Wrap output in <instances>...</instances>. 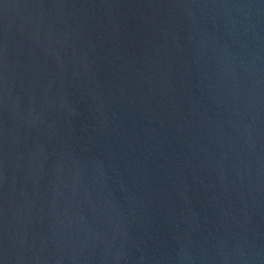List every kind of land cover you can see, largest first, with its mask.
<instances>
[{
	"label": "water",
	"instance_id": "95a60500",
	"mask_svg": "<svg viewBox=\"0 0 264 264\" xmlns=\"http://www.w3.org/2000/svg\"><path fill=\"white\" fill-rule=\"evenodd\" d=\"M0 264H264V0H0Z\"/></svg>",
	"mask_w": 264,
	"mask_h": 264
}]
</instances>
